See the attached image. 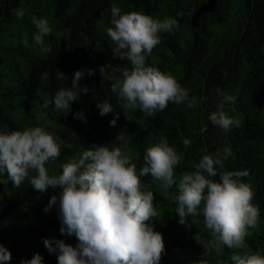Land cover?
<instances>
[{
    "label": "trees",
    "instance_id": "trees-1",
    "mask_svg": "<svg viewBox=\"0 0 264 264\" xmlns=\"http://www.w3.org/2000/svg\"><path fill=\"white\" fill-rule=\"evenodd\" d=\"M206 1L0 0V131L46 124V131L61 146L60 157L46 165L50 176L60 175L68 158L94 144L119 147L132 156L139 172L145 149L161 136L183 156L174 170L177 182L183 173L195 171L202 156L225 148L231 155L224 160L223 170L247 171L242 179L251 184L252 203L259 208L258 226L248 230L243 249L222 247L219 253L209 243L213 238L202 213L187 217L189 222L199 221L190 228L179 223L175 185L164 191L150 174L140 178L142 191H152L155 196L158 217L150 223L165 244L160 264H232L233 254L258 252L264 256V0H216L211 11L193 19ZM113 3L122 14L135 11L154 19L175 17L179 21V30L160 33L161 42L146 63L171 73L188 90L189 98H195L191 107L187 101L180 105L169 102L165 110L145 117L139 109L123 108L125 102L112 93L111 82L102 83L101 66L106 65L115 79L122 78L117 68H130L126 60L113 57L116 45L106 32ZM21 7L25 16L17 19L14 10ZM33 15L46 17L53 28L44 38V46L51 48L48 53L32 39L37 31L31 23ZM88 68L96 71L80 82L90 89L87 94L78 96L65 112H56L54 105L44 107L60 88L71 86L77 70ZM58 71L64 73L63 80L57 79ZM225 96L234 100L226 102ZM103 101L113 106V112L101 116L97 103ZM220 105L238 126L224 130L212 124L209 116ZM77 113L84 118H76ZM117 114L112 126L110 121ZM121 133L122 140L118 139ZM35 175L30 172L19 188L6 174L0 175L4 181L0 183V244L12 254L7 264H22L37 253L43 264H58L44 239L55 238L72 246L77 243L75 236L61 234L58 206L45 212L51 196L61 190L38 192L29 183ZM212 179L219 182L220 177Z\"/></svg>",
    "mask_w": 264,
    "mask_h": 264
},
{
    "label": "clouds",
    "instance_id": "clouds-1",
    "mask_svg": "<svg viewBox=\"0 0 264 264\" xmlns=\"http://www.w3.org/2000/svg\"><path fill=\"white\" fill-rule=\"evenodd\" d=\"M14 15L23 19L25 10L17 8ZM104 18L102 14L101 20ZM107 19L110 25L107 35L116 45L113 57L126 60L130 68L116 69L121 73L120 79H115L106 65L99 71L102 83L110 81L112 93L125 102L122 107L139 109L145 117L165 110L169 102L180 105L187 101L191 107L195 98H189L188 90L171 73L146 63L154 47L161 42L160 33L179 30V21L175 17L154 19L135 11L122 14L115 3ZM31 23L37 30L32 37L35 45L44 53L50 52L51 48L44 46V38L53 32L49 20L33 15ZM24 43L27 45V36ZM95 71L92 68L77 70L71 86L60 88L54 97L45 101L44 107L54 105L56 112L67 111L78 96L90 91L80 82L86 75H95ZM64 77V73L57 72V79ZM233 100L234 97L225 96L226 102ZM97 108L101 116L113 112L108 101L98 102ZM76 118L84 117L77 113ZM118 118L119 114L110 124L115 126ZM209 120L224 130L238 126L237 120L225 114L223 105L210 114ZM46 128L45 124L0 131V175L6 174L8 181L19 188L29 173L35 172L29 183L38 192L46 193L49 188L61 190L59 195L51 196L45 212L58 206L61 234L75 236L77 243L72 246L63 240L44 239L49 253L57 255L58 264H160L165 244L162 234L150 223L158 217L155 196L152 191H142L140 179L149 174L161 183L164 191L176 186L179 223L190 228L199 221L189 222L187 217L203 214L204 224L213 238L209 243L218 253L222 247L243 249L248 230L258 226L259 208L252 203L251 184L242 179L248 175L247 171L223 170L224 160L231 155L229 148L202 156L195 171L183 173L178 182L174 170L183 162V156L164 136L145 149L139 172L132 156L119 147L94 144L68 158L60 175L50 176L46 165L60 157L61 146ZM123 138L121 133L118 139ZM184 143L188 145L189 141ZM217 175L219 182L212 179ZM11 258V252L0 244V264H7ZM231 260L232 264H264V256L258 252L233 254ZM22 264H43V258L37 253L31 259H24Z\"/></svg>",
    "mask_w": 264,
    "mask_h": 264
},
{
    "label": "water",
    "instance_id": "water-1",
    "mask_svg": "<svg viewBox=\"0 0 264 264\" xmlns=\"http://www.w3.org/2000/svg\"><path fill=\"white\" fill-rule=\"evenodd\" d=\"M216 0H207L205 3H203L195 12L193 19L200 13H202L205 10H212L213 5L215 4Z\"/></svg>",
    "mask_w": 264,
    "mask_h": 264
}]
</instances>
